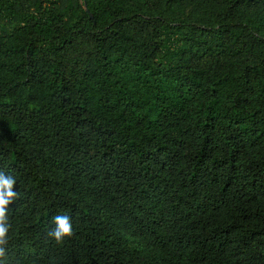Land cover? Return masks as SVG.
Instances as JSON below:
<instances>
[{
  "label": "trees",
  "instance_id": "trees-1",
  "mask_svg": "<svg viewBox=\"0 0 264 264\" xmlns=\"http://www.w3.org/2000/svg\"><path fill=\"white\" fill-rule=\"evenodd\" d=\"M0 170L7 264H264V0H0Z\"/></svg>",
  "mask_w": 264,
  "mask_h": 264
},
{
  "label": "clouds",
  "instance_id": "clouds-1",
  "mask_svg": "<svg viewBox=\"0 0 264 264\" xmlns=\"http://www.w3.org/2000/svg\"><path fill=\"white\" fill-rule=\"evenodd\" d=\"M16 186V177L0 170V264H7V245L12 227L9 222V206L20 198V193L14 190ZM52 225L47 236L58 244L75 234L72 217L68 214L53 216Z\"/></svg>",
  "mask_w": 264,
  "mask_h": 264
}]
</instances>
